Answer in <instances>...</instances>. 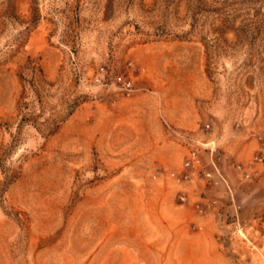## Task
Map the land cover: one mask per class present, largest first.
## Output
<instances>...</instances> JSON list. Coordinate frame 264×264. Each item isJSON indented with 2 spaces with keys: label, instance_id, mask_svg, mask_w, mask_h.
I'll return each mask as SVG.
<instances>
[{
  "label": "rangeland",
  "instance_id": "rangeland-1",
  "mask_svg": "<svg viewBox=\"0 0 264 264\" xmlns=\"http://www.w3.org/2000/svg\"><path fill=\"white\" fill-rule=\"evenodd\" d=\"M0 264H264V0H0Z\"/></svg>",
  "mask_w": 264,
  "mask_h": 264
},
{
  "label": "built area",
  "instance_id": "built-area-1",
  "mask_svg": "<svg viewBox=\"0 0 264 264\" xmlns=\"http://www.w3.org/2000/svg\"><path fill=\"white\" fill-rule=\"evenodd\" d=\"M183 139L184 140H187V137L186 136H183ZM193 157H194V152L193 151H189L188 152V156L186 157L183 165L184 166H188V164L190 163V160L193 159Z\"/></svg>",
  "mask_w": 264,
  "mask_h": 264
}]
</instances>
